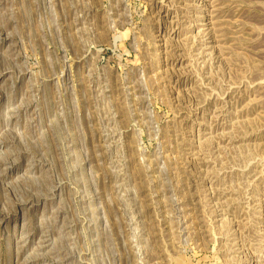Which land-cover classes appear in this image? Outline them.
Listing matches in <instances>:
<instances>
[{"label": "rangeland", "instance_id": "obj_1", "mask_svg": "<svg viewBox=\"0 0 264 264\" xmlns=\"http://www.w3.org/2000/svg\"><path fill=\"white\" fill-rule=\"evenodd\" d=\"M0 264H264V0H0Z\"/></svg>", "mask_w": 264, "mask_h": 264}]
</instances>
